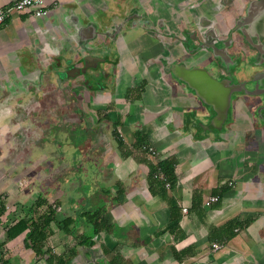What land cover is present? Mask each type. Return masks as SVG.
Here are the masks:
<instances>
[{
    "label": "crops",
    "instance_id": "crops-1",
    "mask_svg": "<svg viewBox=\"0 0 264 264\" xmlns=\"http://www.w3.org/2000/svg\"><path fill=\"white\" fill-rule=\"evenodd\" d=\"M15 1L0 0V8ZM54 3L44 17H35L32 12L13 13L0 27V89H8L0 91V121L8 117L4 105L38 98L36 91L43 87L48 70V66L44 71L40 68L39 52L46 51L48 59L53 54L54 40L63 41L68 49L84 38L88 19L83 18L82 11L94 23H98L102 11L106 12L100 0ZM145 54L122 52L120 77L113 90L101 94L97 91V105L106 99L113 108L101 105L99 109L105 112L101 111L103 115L97 124L119 123L117 127L128 140H122V148L118 145L114 153L111 151L112 161L106 172L112 177V187L98 185L111 201L103 197L92 199L95 197L91 191H83L86 185L77 186L73 192L80 194L81 203L70 198L69 203H74L72 213L60 219L73 221L72 233L63 231L61 221L58 225L62 233L75 241L49 244L56 219L51 223L42 256L25 246V233L6 240V230L20 219L13 218L0 230L1 249L6 248L2 256L9 264H107L106 250L112 251V264H264V133L254 134L247 127L240 129L236 122L226 127L229 132L222 134L220 140L196 138L190 127H184L191 121L196 123V98L153 73L151 68H144L141 56L145 58ZM136 133L145 138L146 145L155 148L156 155L148 156L135 146ZM169 158L176 161V182L166 191L175 202L179 221L172 233H162L170 226L171 210L166 201L155 195L157 188L152 186L150 168ZM103 166H98V170ZM26 190L14 174L1 175V202V194L9 199L18 198L21 206L28 202L29 207L43 198L36 192L25 196ZM210 196L219 200L205 207ZM99 209L107 230L93 238L91 247L79 245L81 238L76 237L91 232L86 218L81 216ZM5 212L0 218L5 215L9 219ZM213 242L223 244V248L213 252Z\"/></svg>",
    "mask_w": 264,
    "mask_h": 264
},
{
    "label": "flooded vegetation",
    "instance_id": "flooded-vegetation-1",
    "mask_svg": "<svg viewBox=\"0 0 264 264\" xmlns=\"http://www.w3.org/2000/svg\"><path fill=\"white\" fill-rule=\"evenodd\" d=\"M115 8L111 15L99 14L97 24L86 16L87 34L78 40L92 44L78 51L94 54L101 61L82 63V68L87 65L80 76L83 85L88 82L87 87L100 94L112 91L120 77L121 53L145 52L146 57L141 56L144 68L196 98V123L184 126L196 138L220 140L229 132L227 126L245 118L237 114L245 108L248 122L237 127L264 133V0H119ZM93 27L96 33L90 35ZM52 60L48 69L61 66V57ZM136 63L133 58L132 64ZM173 64L204 70L214 80L239 90L232 94L228 118L219 130L208 124L211 108L172 77L169 68Z\"/></svg>",
    "mask_w": 264,
    "mask_h": 264
},
{
    "label": "rangeland",
    "instance_id": "rangeland-1",
    "mask_svg": "<svg viewBox=\"0 0 264 264\" xmlns=\"http://www.w3.org/2000/svg\"><path fill=\"white\" fill-rule=\"evenodd\" d=\"M100 1L108 15L117 10L115 7L119 0ZM82 14L84 16L82 17L86 18L84 11ZM67 47L63 41L54 40L53 54L49 55L48 59L45 58L46 51L39 52L41 61L39 66L42 71L47 70L54 57H61V67L46 71L47 80L43 82V87L37 89L39 96L36 100L4 105L8 117L0 121V177L3 174H14L21 179L22 185L28 188L25 196L28 195L27 193H39L48 205L55 208L57 223L52 225L55 233L49 242L53 246L57 242L62 245L63 241L65 243L75 241L62 233L58 225L63 216L72 213L74 203H69L70 198H73L75 203H81L80 194L73 192L77 186L86 185L83 191L85 194L88 190L91 191V195L95 197L92 199L103 197L111 201L110 196L101 193L98 185L103 184L104 188L112 187V177L106 171L110 169L111 151L114 153V150L118 149L113 126L106 122L105 124L103 122L104 126H100L96 122L103 115L101 111L105 112L99 107L105 103V106L112 110L111 104L103 99L98 106L99 103L96 101L99 93L83 85L81 77L69 83L60 80L57 69H64L66 67L64 62L68 58H72L74 62L79 59L76 53L81 49L80 46L73 45L68 48L72 51H62ZM247 111L246 108L238 111L237 114L245 118L241 122L237 121V125L246 126ZM131 128L133 129V126ZM116 130L122 140H127L123 130L119 127ZM153 150L157 152L155 148ZM102 164L105 166L98 170V166ZM83 175H86V179ZM13 184L17 183L13 181ZM1 196L5 203V214L9 219L5 218V215L4 218L1 217L3 220H0V230L2 227L4 229L7 223L12 222L13 218L26 216L30 208L28 202L21 206L17 201L18 198L9 199L6 194ZM79 207L80 204L76 208ZM45 209L46 206L36 210L37 214H41ZM0 254H6V248L0 249Z\"/></svg>",
    "mask_w": 264,
    "mask_h": 264
},
{
    "label": "trees",
    "instance_id": "trees-1",
    "mask_svg": "<svg viewBox=\"0 0 264 264\" xmlns=\"http://www.w3.org/2000/svg\"><path fill=\"white\" fill-rule=\"evenodd\" d=\"M119 123L115 122L113 124L114 135L117 138L118 145L120 148L123 146L122 139L117 135V126ZM135 138V146L139 147L142 150V147H149L146 145L145 138L141 137L138 133L134 135ZM175 165L176 161L174 158L165 159L159 161L156 164V167L150 168V178L152 179V186H156L157 191L155 195L160 196L164 201L167 202L168 206H170L171 210V220L170 226L166 227L162 233L165 231L173 232L175 228L178 226L179 216L177 213V208L175 202L172 201L167 196V191L164 188V184L158 179L154 178L153 175L157 171H160L165 177L166 180L170 183L171 188L175 185L176 182V173H175ZM46 206L45 211L37 215L36 209H40ZM5 212V205L0 201V216H2ZM102 210L96 211H86L83 213L81 218L85 217V224L90 228V233H83V235L76 237L77 239L80 237L79 245H84L87 247H91L94 244L93 238L97 236L104 229L107 230V227L102 223ZM56 220V212L55 208H52V205H48L47 201L43 198H38L30 208H28V212L26 216L20 218L15 223L10 225L6 230V240H12L17 236L25 233V246L32 249L36 255H43V248L45 247V243L47 241L48 236L51 234L50 226ZM62 229L65 233L71 234L72 228H70L74 223L71 219H64L61 221ZM231 225L233 227L236 226L235 222H232ZM109 229V228H108ZM110 230V229H109ZM83 236V237H82ZM3 243H0V249ZM105 257L107 258V264H112V251H105ZM0 264H9L7 260L3 259L2 254H0Z\"/></svg>",
    "mask_w": 264,
    "mask_h": 264
},
{
    "label": "water",
    "instance_id": "water-1",
    "mask_svg": "<svg viewBox=\"0 0 264 264\" xmlns=\"http://www.w3.org/2000/svg\"><path fill=\"white\" fill-rule=\"evenodd\" d=\"M96 29V27H93V32H91L90 35L94 32L96 33ZM73 44L79 45L80 48L85 49L87 45L92 43L90 41L86 42L78 40ZM71 47H73V45H71ZM86 52L87 51H77L76 55L79 57L77 61L74 62L72 58H68L64 62L66 64V67L62 70H58L60 72V80H63L64 83H66L70 81L68 80L69 78L75 76L80 77L81 75H83L87 70L86 64L82 68L83 62L91 64L90 61H92V63L97 64L101 61L100 58L96 57L94 54H88V52ZM84 54L87 55L84 56ZM67 66L70 67V70H68ZM74 72L76 75H73ZM169 72L174 79L185 84L195 94V96L199 99L200 102H202L206 107L208 106L211 108L213 116L209 119L208 124L209 126H213L214 129L219 130L222 127V124L228 118V113L230 111L231 106V96L234 92H237L239 90H237L235 86H229V84H224L223 82H218L214 80L204 70H190L183 65L173 64L170 66ZM87 84L88 82L85 83L86 86ZM262 121H264V118L262 119Z\"/></svg>",
    "mask_w": 264,
    "mask_h": 264
},
{
    "label": "built area",
    "instance_id": "built-area-1",
    "mask_svg": "<svg viewBox=\"0 0 264 264\" xmlns=\"http://www.w3.org/2000/svg\"><path fill=\"white\" fill-rule=\"evenodd\" d=\"M55 0H16L11 5L0 8V27L5 23L6 19L9 18L13 13H24L32 12L35 17H44L49 13L50 7L55 5ZM142 150L149 156H154L156 153L152 147H142ZM154 178L158 179L164 184L166 190L171 189L170 183L166 180V177L157 171L153 175ZM231 188H234L232 183H229ZM219 198L217 196L208 197L204 206L209 207L214 203H217ZM223 248V244L219 242H213L211 244V250L213 252L219 251Z\"/></svg>",
    "mask_w": 264,
    "mask_h": 264
}]
</instances>
